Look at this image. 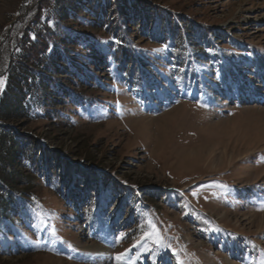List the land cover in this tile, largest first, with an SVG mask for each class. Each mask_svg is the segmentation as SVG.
I'll return each instance as SVG.
<instances>
[{
	"label": "rangeland",
	"instance_id": "obj_1",
	"mask_svg": "<svg viewBox=\"0 0 264 264\" xmlns=\"http://www.w3.org/2000/svg\"><path fill=\"white\" fill-rule=\"evenodd\" d=\"M127 1L181 16L192 47L164 56L124 23L158 51L147 68L113 77L99 55L95 106L31 123L53 175L36 180L41 215L7 232L0 261L264 264V0ZM38 2L0 0V73Z\"/></svg>",
	"mask_w": 264,
	"mask_h": 264
},
{
	"label": "trees",
	"instance_id": "obj_2",
	"mask_svg": "<svg viewBox=\"0 0 264 264\" xmlns=\"http://www.w3.org/2000/svg\"><path fill=\"white\" fill-rule=\"evenodd\" d=\"M142 4L116 0L122 10L110 15L115 7L105 14L102 0H39L21 19L23 25L12 35L9 60L0 73L2 243L9 242L5 239L7 232L17 233L30 224L27 220L41 215L36 180L48 181V175H53L51 156L29 129L31 123L67 118L73 114L69 106L77 113L87 106L93 108L97 98L89 92L103 91L95 70H91L97 66L99 55L113 77L120 74L126 80L137 77L147 68L149 58L159 54L137 43L125 24L134 22L139 29L137 39L145 37L152 46L159 43V50L167 51L164 56L178 51L181 60L182 52L187 55L193 41L188 38L189 32H183L181 16ZM99 28L104 29L105 38L90 33ZM63 178L59 179L62 184ZM5 262L0 264H8Z\"/></svg>",
	"mask_w": 264,
	"mask_h": 264
},
{
	"label": "bare ground",
	"instance_id": "obj_3",
	"mask_svg": "<svg viewBox=\"0 0 264 264\" xmlns=\"http://www.w3.org/2000/svg\"><path fill=\"white\" fill-rule=\"evenodd\" d=\"M255 99H256L255 97H254V98L252 97V99H251V100H255Z\"/></svg>",
	"mask_w": 264,
	"mask_h": 264
}]
</instances>
